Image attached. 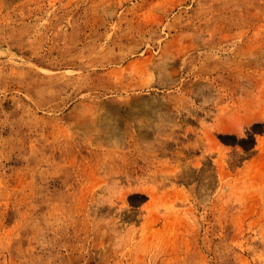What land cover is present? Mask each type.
<instances>
[{"label":"rangeland","instance_id":"374dc122","mask_svg":"<svg viewBox=\"0 0 264 264\" xmlns=\"http://www.w3.org/2000/svg\"><path fill=\"white\" fill-rule=\"evenodd\" d=\"M0 264H264V0H0Z\"/></svg>","mask_w":264,"mask_h":264}]
</instances>
